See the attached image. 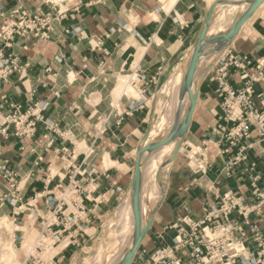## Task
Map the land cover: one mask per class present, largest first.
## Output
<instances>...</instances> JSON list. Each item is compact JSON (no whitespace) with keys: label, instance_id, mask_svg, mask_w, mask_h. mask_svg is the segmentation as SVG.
Masks as SVG:
<instances>
[{"label":"crops","instance_id":"obj_1","mask_svg":"<svg viewBox=\"0 0 264 264\" xmlns=\"http://www.w3.org/2000/svg\"><path fill=\"white\" fill-rule=\"evenodd\" d=\"M209 8L207 0H0V27L5 17L22 11L49 15L50 24L46 40L26 36L9 46L0 42V64L14 60L16 68L0 79V222L8 219V228L0 229V252L12 248L14 263L26 260V229L41 233L51 204L74 177L84 192L81 222L51 247L68 240L59 253L43 257L72 264L73 253L91 240L127 190L132 165L125 171L116 166L133 164L132 154L149 127L152 97L196 43ZM225 51L264 62V9ZM240 75L230 70L229 86L241 88ZM135 77H144L136 87ZM122 78L139 98L126 91ZM216 89L206 75L181 150L187 156L194 145L200 154L175 156L155 221L130 264L142 251L171 245L174 222H200L227 194L242 196L251 206L253 180L264 188V142L255 132L234 148L219 140L221 129L230 125ZM263 91L264 77L254 86L255 95ZM13 116L21 119L19 132L4 124ZM241 147L246 160L227 175L225 166ZM259 227L264 230V220ZM176 255L188 260L187 254Z\"/></svg>","mask_w":264,"mask_h":264},{"label":"built area","instance_id":"obj_2","mask_svg":"<svg viewBox=\"0 0 264 264\" xmlns=\"http://www.w3.org/2000/svg\"><path fill=\"white\" fill-rule=\"evenodd\" d=\"M49 30V15L15 12L5 17L0 27V42L9 46L8 43L15 37L26 36L46 40ZM15 70L14 60L1 59L0 79ZM211 70L208 75L210 82L217 84L215 95L221 101L223 120L230 125L229 128L221 129L219 140L227 142L229 148H234L241 141L250 139L255 132L264 142V91L258 95L254 92V86L264 77V62L256 61L254 64L246 55L225 52L217 56ZM230 70L241 73V88L229 86L227 78ZM143 80L144 77H135L131 83L136 87ZM13 118L11 121L6 118L4 124L12 123L19 132L21 119ZM26 127H29V131L33 130L29 125ZM29 131H23L22 134L27 135ZM245 150L246 147H241L235 158L226 164L227 175L246 160ZM5 174L10 176L7 172ZM251 189L254 201L251 206L244 204L242 196L224 195L217 206L205 210L200 222L191 223L184 218L179 220V225L169 226L176 233L171 245L157 248L151 253L142 251L134 264H264V230L259 227V223L264 220V188H259L254 179ZM83 193L73 177L55 204H51V211L40 233L44 238L50 237L53 243H37L20 264H53L52 259L43 258L44 249L54 246L64 233L76 228L77 223L81 222L84 207L80 198ZM253 214L258 220L251 222L250 216ZM234 216L240 218L241 222ZM52 228L55 230L51 231ZM177 253L187 254L188 260L183 262Z\"/></svg>","mask_w":264,"mask_h":264},{"label":"rangeland","instance_id":"obj_3","mask_svg":"<svg viewBox=\"0 0 264 264\" xmlns=\"http://www.w3.org/2000/svg\"><path fill=\"white\" fill-rule=\"evenodd\" d=\"M250 1H252V0H207L210 8L208 10V13H207L205 19L202 22V28H201V31L199 33V37H198L196 43L191 48H189L187 54L183 57L181 62L175 67V69L173 70L171 75L167 78L165 83L157 88V90L155 91V93H154V95L152 97V100H151V103H152V114H151V118H150L149 127L147 128V131L145 132V136H144L143 140L141 141L140 145L138 146V148L132 154V156H133V164H132V161L128 160V162L124 161V163L118 164L116 166L117 168H121L122 171H125L128 167H130L132 165L130 167L131 171H130V174H129V184H128L127 190L124 191L118 197V199L115 201L116 202L115 205H114V206H116L115 210L108 217H105V218L102 219V222L98 226V230L94 233V235H92L91 240L90 241L88 240V242L83 246V248H81L80 250H76V252L73 253L72 258H71V263L76 262V264H97L100 261V264H101L102 263L101 261L104 260L102 264H107L106 261H108V262L110 261L109 257L111 256V239L117 237V234L120 235L119 231L123 227L126 228L127 222L129 223V220H130V217H131L130 214H129L130 211H126V213H125V215L123 217H122V215H120L121 217L117 216L116 213H117V210L119 211L118 208L122 205V203H124V201H126V199L129 197V195H130L129 193H131V189H132L133 181H134V176H135V170L137 168V160H138V158L140 156L141 150L145 147V146H143L144 145L143 143L146 141V139L148 140L151 137L153 139L156 138V140L158 139L157 140L158 143L155 140V142L157 144L156 143H152L150 145V147H151V152L150 153H151V156H152L151 158L152 159H151V164H150V167H149L150 169L149 170L155 169V167L157 165L158 157L160 158V155H158L160 147L163 148V146L166 145V143H168L169 140H171L170 137L171 138L173 137L174 140H176V138H178V136L180 138V140L178 142L177 151H176V153L173 156V160H174L175 156L178 153H180L181 157H187L188 156L187 159L191 158V153L190 152H189V155H187V156H186L185 153L181 152V150L182 151L185 150V148H184L185 146H183L182 139L185 136L187 130L180 132L181 135H179V130L174 133L175 127L177 125V121L180 122L181 119H182L181 118L182 117L181 111L183 110V106L181 104L178 105V102H177L176 103V108L173 110V113H174L173 117H172V114L169 116V113L171 112V109L173 108V105H174L173 103H175V102H171L170 101L172 95H170V92L167 90V87L170 84L172 86H174V85L178 86L179 85V83L175 79H173V80H171V79L175 75L179 78L180 76L185 74V72L187 71V69L189 68V66H190V64L192 62L193 52L195 53V52L199 51L201 48H204V46H206L210 41H213L214 45H218L219 43L226 44V46L224 48H222V49L219 48V50L216 51L217 52V56L218 55H223L226 52L225 49L228 46V44L230 43V39L232 37H235L240 32H247V30L250 27L251 22L257 16L261 15L262 14V10L264 9V0H258V3L256 5L257 8H256V6H254L253 11L250 12L249 14H247L245 17L243 16V12L238 14L239 10H237V7H239L240 5L241 6H246V5H248V2H250ZM244 2H246V3L244 5H242ZM238 4H240V5H238ZM230 9L233 10V11L230 12ZM228 12H229L230 15L228 14ZM226 14H228V15H226ZM241 19L242 20L245 19V21L242 22ZM226 31H228V33L231 34V35H229L227 33V36H223L224 33H226ZM224 38H226V39H224ZM217 56H216V58H217ZM216 58L213 59L212 63L209 65L208 72L207 71L205 72L206 75L211 73V71H212L211 69H212V66L214 65V63L216 62L215 61ZM206 75H204V77ZM121 80H123V82L126 83L125 78H122ZM126 85H127L126 86V88H127L126 91L129 92L130 90H128V88L131 87V86H129V84H127V83H126ZM173 101H176V100L173 99ZM164 106H165V108H164ZM167 106H168V108H167ZM194 108H195V106L192 105L191 108H189L188 112L192 113L193 112L192 109H194ZM174 116L176 118H174ZM159 126H161V128H159ZM156 130H157V132H155ZM158 130L160 131V133L158 132ZM182 134H183V136H182ZM156 155H158V156H156ZM166 157H167V155L162 156V158H164L165 160L167 159ZM170 166H171V164H170ZM170 166H169V169H170ZM169 169H168V172H169ZM143 170H145V168H143ZM152 178L153 177H151V176L145 178V180H147L146 183H145V187H147V189H148V191L150 193L151 192L154 193V194L152 193L153 195L151 196V199H149V209L150 208L153 209L152 210V217H153L152 220L154 222L155 218H156V213H157V211L159 209V205H160V202H161L162 199L160 198V200L157 201V203H155V199L159 195V191L154 187L155 183L153 182L154 183L153 184L151 182V181H155V179H152ZM154 190H157V192L154 191ZM118 218H120V219L117 220ZM153 222L149 225L147 231L143 235V238L147 234V232H148L149 228L151 227V225L153 224ZM173 226H177V222H174ZM30 229H31V232H33V235H32L31 239H33L35 236L37 237V235H39V232H37L35 229H32V228H30ZM30 229H27L26 231H28ZM87 233L91 234V232H87ZM36 237H35V239H36ZM46 239L47 240L44 242L45 244L51 245L53 243V241L50 239V237H46ZM33 240L31 242H33ZM24 242H25V240H23V243H22L23 246H24ZM67 242H68V240L65 241V244ZM124 247H125V240L122 239L121 246H120V243H119V249L121 250V248H124ZM9 249H10L9 252H10V255H11V256L9 255V257L10 258H15V254L13 252H11L12 248H9ZM119 249H118V251H119ZM100 250L101 251L103 250L102 254H101ZM137 250L139 251V246L136 248L135 253L137 252ZM50 251H52V252H50ZM53 251L54 250L51 247H49L47 249H44V255H46L48 253V256L51 257V256L54 255V253H56V252H53ZM52 253H53V255H52ZM123 255L124 254H122V256ZM102 256H103V259H102ZM98 257L100 258V260L98 259ZM124 257H125V255H124ZM3 263L5 264V262H3ZM9 263H11V262H9Z\"/></svg>","mask_w":264,"mask_h":264},{"label":"bare ground","instance_id":"obj_4","mask_svg":"<svg viewBox=\"0 0 264 264\" xmlns=\"http://www.w3.org/2000/svg\"><path fill=\"white\" fill-rule=\"evenodd\" d=\"M245 3L246 2H244L242 5H244ZM257 3H258V0H252V1L248 2V5H246V6H241L240 4H238V5H240L239 7H237V10H239L238 14L243 12V16L245 17L247 14H249L250 12L253 11L254 6H256ZM256 8H257V6H256ZM232 11L233 10L230 9V12H232ZM228 14H229V12H228ZM228 14H226V15H228ZM241 21L244 22L245 19H243V20L241 19ZM226 33H228V31H226ZM229 35H231V34H229ZM226 38H224V39H226ZM225 46H226V44H224V43H219L218 45H214L213 41H210L206 46H204V48H201L199 51H197L195 53L193 52L192 62L190 64L189 68L187 69V71L185 72V74H183L179 78L175 75L171 79V80L175 79L179 83V85L178 86L177 85L172 86L170 84L167 87V90L170 92V95H172L170 101L175 102V103H173L174 105L171 103L173 105V108L171 109L172 113L170 112L169 116L172 114V117H173V115H174L173 110L176 108L177 102H178V105L181 104L183 106V110L181 111V114H182L181 118L182 119L180 118L181 119L180 122L177 121V125L175 127L174 133L179 130V135H181L180 132L187 130L186 128L188 127V124H189V121L191 118V114H192L191 112L189 113L188 111L192 105L195 106V102L197 101V98H198L199 87L203 81L204 75H206L205 72L206 71L208 72L209 65L212 63L213 59L216 58V56H217L216 51H218L219 48H221V49L224 48ZM126 90H127V88H126ZM128 90H130L129 91L130 94H132L136 98H139V93L137 91H135L133 87H129ZM173 99H175L176 101H173ZM168 106H167V108H168ZM164 108H165V106H164ZM192 110H194V109H192ZM174 118H176V117L174 116ZM159 128H161V126H159ZM155 132H157V130ZM158 132L160 133L159 130H158ZM182 136H183V134H182ZM151 138H149L148 140L146 139V141L143 143L144 144L143 146H145V147L141 150L140 156L137 160V168L135 170V176H134V181H133L131 193H129L130 194L129 197L118 208L119 211L117 210V213H116L117 216L122 215V217H123L125 215L126 211H130L129 214L131 217H130L129 223L127 222L126 228L125 227L121 228L122 226L120 227L121 228V230L119 231L120 235L117 234V237L111 239V256L109 257L110 261L109 262L106 261L107 264H129L134 253H135V251H136V248L139 246V244L143 240V235L147 231L149 225L153 222V220H152L153 219V217H152V210L153 209L152 208L149 209V199H151V196L154 193L153 192L150 193L148 191L147 187H145V183L147 181V180H145V178L151 176V177H153L152 179H155V181L150 180L152 183L153 182L155 183L154 187L159 191V195L155 199V203H157V201H159L160 198L162 199V197L164 195V190H165L166 184H167L168 169H169L170 164H172L173 156L177 151L178 142H179L180 138L178 136V138H176V140H174L173 137L172 138L170 137L171 140H169V142L166 143V145H164L163 148L159 146L160 147V150L158 149L159 152L157 150L156 151L158 152V155H160V158L158 157V161H157V165H156L155 169L149 170L150 169L149 167L151 164V159H152L151 158L152 156L150 153L151 152L150 145L152 143H156L158 140V139L156 140V138H154V139L153 138L151 139ZM155 140H156V142H155ZM200 151L201 150L198 147H196L194 145H190V151L189 152L191 153V158H194V156L199 155ZM158 155H156V156H158ZM164 155H167L166 160L164 158H162V156H164ZM143 168H145V170H143ZM54 175H56V174L54 173ZM157 190H154V191L157 192ZM119 219L120 218H118L117 220H119ZM7 222H8L7 218H4L0 222V229L2 231L4 230V228H8ZM32 235H33V232H31V229H30V230L26 231V234L23 238V240H25V242H24V246L22 247V249L25 253H29L30 250L33 249V247L37 243L45 242L47 240L46 238L42 237L40 233H39V235H37V237L35 236L36 239H35V237L33 238L34 240L31 239ZM122 239L125 240V247L121 248V250H120L119 249V243L121 246ZM32 240H33V242H31ZM64 246H65V243H62L58 248H56L53 251V252H56V253H54V255L59 253L58 251L61 250ZM3 247H5V245ZM3 247H1V248L3 249ZM6 248H7V246H6ZM118 249H119V251H118ZM9 250L10 249L7 248V251L0 252V253L8 252V256L4 255V256L0 257V264L1 263L4 264L3 262H5V264H9V262L15 261L14 260L15 258L9 257V255H10ZM11 252H13L15 254V251L13 249ZM50 252H52V251H50ZM102 253H103V250L101 251V254ZM122 254H124L125 257H124V255L122 256ZM52 255H53V253H52ZM98 259L100 260L99 257H98ZM102 259H103V256H102ZM103 261H101V262L103 263ZM72 264H76V262H73ZM97 264H100V261Z\"/></svg>","mask_w":264,"mask_h":264},{"label":"water","instance_id":"obj_5","mask_svg":"<svg viewBox=\"0 0 264 264\" xmlns=\"http://www.w3.org/2000/svg\"><path fill=\"white\" fill-rule=\"evenodd\" d=\"M238 26H239V25H238ZM226 35H227V33H224L223 36H226ZM233 38H234V37H232V38L230 39V42L232 41ZM229 44H230V43H229ZM229 44H228V45H229ZM195 103H196V102H195ZM134 255H135V254H134ZM134 255H133V257H134ZM133 257H132V259H133ZM132 259H131V261H132ZM131 261H130V263H131ZM130 263H129V264H130Z\"/></svg>","mask_w":264,"mask_h":264}]
</instances>
